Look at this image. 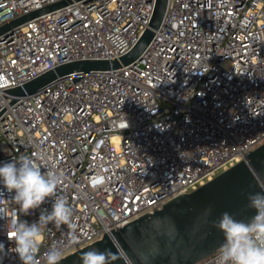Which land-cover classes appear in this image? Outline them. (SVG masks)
Listing matches in <instances>:
<instances>
[{
    "label": "built area",
    "instance_id": "2783aa9c",
    "mask_svg": "<svg viewBox=\"0 0 264 264\" xmlns=\"http://www.w3.org/2000/svg\"><path fill=\"white\" fill-rule=\"evenodd\" d=\"M57 1L0 0V26ZM155 3L73 0L0 37V165L22 156L55 162L64 176L57 194L73 209L71 227L43 226L37 264L51 247L62 258L153 212L264 142V0H169L134 62L12 102L7 89L58 65L127 53ZM98 175L104 183L93 187ZM13 195L0 192V214L15 215ZM43 209L50 200L20 218L32 223ZM7 220L0 264H22ZM219 249L194 264H216Z\"/></svg>",
    "mask_w": 264,
    "mask_h": 264
},
{
    "label": "water",
    "instance_id": "95a60500",
    "mask_svg": "<svg viewBox=\"0 0 264 264\" xmlns=\"http://www.w3.org/2000/svg\"><path fill=\"white\" fill-rule=\"evenodd\" d=\"M72 1L60 0L21 15L0 26V37ZM168 1L156 0L148 27L127 53L112 59H79L58 65L22 86L7 89V93L14 95L12 102L17 96L36 93L61 78L76 81L84 73L116 69L134 62L161 25ZM257 180L264 182V142L214 178L172 197L153 212L112 228L100 239L62 257L59 264H82L83 253L90 250L117 253L118 258L111 260V264H194L224 243L223 233L214 227L223 212L244 220L256 214L248 208V196L264 191L258 187Z\"/></svg>",
    "mask_w": 264,
    "mask_h": 264
},
{
    "label": "clouds",
    "instance_id": "9594fccd",
    "mask_svg": "<svg viewBox=\"0 0 264 264\" xmlns=\"http://www.w3.org/2000/svg\"><path fill=\"white\" fill-rule=\"evenodd\" d=\"M163 127V126H159ZM64 181L63 173L55 162H37L29 156L14 158L0 165V192L14 193L11 202L17 208L15 215L5 210L0 217H7L8 236L15 244L12 249L22 264H37V256L43 243V226L54 223L56 226L72 225L73 209L68 201L58 196L57 189ZM104 177L98 175L91 180L93 187L102 185ZM264 190V182L257 180ZM51 201V210L43 209L39 219L32 223L22 220L21 215H32L47 201ZM248 208L256 214L248 220L236 219L225 211L214 222V227L223 233L224 243L219 249L216 264H264V191L248 196ZM0 251L3 245L0 244ZM62 250L51 247L44 253L43 264H59ZM118 258L117 253L90 250L83 253L82 264H111Z\"/></svg>",
    "mask_w": 264,
    "mask_h": 264
},
{
    "label": "rangeland",
    "instance_id": "374dc122",
    "mask_svg": "<svg viewBox=\"0 0 264 264\" xmlns=\"http://www.w3.org/2000/svg\"><path fill=\"white\" fill-rule=\"evenodd\" d=\"M22 220L28 221L29 219H28V217H23Z\"/></svg>",
    "mask_w": 264,
    "mask_h": 264
}]
</instances>
